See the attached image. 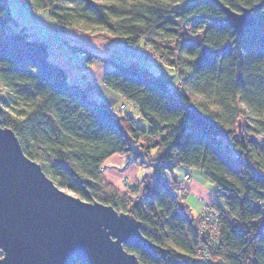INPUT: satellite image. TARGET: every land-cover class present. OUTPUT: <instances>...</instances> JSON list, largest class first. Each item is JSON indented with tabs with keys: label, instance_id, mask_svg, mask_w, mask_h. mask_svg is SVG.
Returning <instances> with one entry per match:
<instances>
[{
	"label": "trees",
	"instance_id": "16d2710c",
	"mask_svg": "<svg viewBox=\"0 0 264 264\" xmlns=\"http://www.w3.org/2000/svg\"><path fill=\"white\" fill-rule=\"evenodd\" d=\"M27 1L63 29L115 37L134 49L151 44L176 66L185 87L179 96L169 94V78L151 75L144 60L115 64L104 84L149 125L139 127L134 116L119 111L122 104L97 103L71 84L48 59L47 43L32 39L9 0H0L1 119L25 154L59 187L140 220L143 235L157 248H125L143 264H195L204 245L215 264H264V144L254 138L264 135V6L256 25L238 36L213 0ZM262 1L220 0L236 11ZM182 26L201 32L200 39L188 40ZM70 48L85 56L84 65L101 59ZM114 155H134L141 166L148 159L154 187L146 175L129 192L119 191L103 176ZM179 169L201 172L216 188L217 246L198 238V216L187 203ZM140 186L144 201L132 204ZM68 264L87 263L75 256Z\"/></svg>",
	"mask_w": 264,
	"mask_h": 264
},
{
	"label": "water",
	"instance_id": "95a60500",
	"mask_svg": "<svg viewBox=\"0 0 264 264\" xmlns=\"http://www.w3.org/2000/svg\"><path fill=\"white\" fill-rule=\"evenodd\" d=\"M225 21L242 36L257 23L264 1L240 11L220 0ZM0 106V264H143L126 244L157 245L143 235V223L113 206L88 202L59 187L29 158L15 132L3 126Z\"/></svg>",
	"mask_w": 264,
	"mask_h": 264
},
{
	"label": "crops",
	"instance_id": "0c3cea01",
	"mask_svg": "<svg viewBox=\"0 0 264 264\" xmlns=\"http://www.w3.org/2000/svg\"><path fill=\"white\" fill-rule=\"evenodd\" d=\"M9 4L14 18L21 26L26 27L31 32V38L47 43L49 49L48 59L66 71L71 84L83 89L97 103L118 108L125 102L121 95L104 84V74L113 69L115 64H123L124 66H130L133 63L143 64L139 49H133L114 38L90 36L72 28H65L59 32L54 27L56 24L49 15L36 11L30 3L24 0H9ZM70 46L85 48L101 59L78 68L73 61L67 59V51ZM94 81L97 82L96 85H92ZM129 111L135 118L139 117L137 109ZM131 111H135L136 114L134 115ZM106 167H108L109 175L112 176L110 180L113 182L116 179L123 178V176L132 175L136 177L140 170L135 165H126L125 158L119 155L112 156L107 161ZM176 172L178 178L188 173H191L193 177L202 174L196 170L186 169H179ZM186 187L189 190L188 199L192 193L198 196L200 201L201 198L215 199L214 194L207 192L199 183H196V180L189 181Z\"/></svg>",
	"mask_w": 264,
	"mask_h": 264
},
{
	"label": "rangeland",
	"instance_id": "374dc122",
	"mask_svg": "<svg viewBox=\"0 0 264 264\" xmlns=\"http://www.w3.org/2000/svg\"><path fill=\"white\" fill-rule=\"evenodd\" d=\"M24 1L28 2L27 0H24ZM54 27L59 32H61L62 29H63V28H60V26L57 25V24H56V26L54 25ZM181 32L183 34H185V36H186V38L188 40H191V41H198L200 39V37H201V34H202L201 32L194 33L192 31V29H190L189 26H182ZM88 35H90V36H99V37H105L106 36V35H98V34H88ZM113 38L116 39L115 37H113ZM171 44L173 45V43H171ZM68 49H70V47H68ZM139 51H140V54H141L143 60L144 59L147 60V57L150 56L152 58V63H155V62L162 63L163 62V64H164L163 68L165 70V73L179 79V73H178V69L176 68V66L175 65H170L169 63H167L165 61L166 60L165 55L160 53V51H156L151 44H143L139 48ZM83 59H84L83 66H85L84 65L85 64V56L83 57ZM78 68H81V67H78ZM154 72L155 73H151V75H157V74L160 73L159 70H155ZM180 82L182 83V87L184 88L185 86H184L183 82L181 80H180ZM131 109H134V108L132 106H130V107H128V109H122V107L120 106L119 111L124 115L126 113L130 114L129 110H131ZM131 112L134 113V115L136 114L135 111L134 112L131 111ZM136 119H137V125L139 127L146 128V129L149 127L148 123L145 120H143L141 117H137ZM239 122H240L239 124H243V119H240ZM237 132H238V134H237L238 137H240V135L242 134V133H240L241 132V128ZM254 138L258 142H260L261 144H264V135L256 136ZM137 147H138V149L140 151L143 150V148H141L139 145H137ZM122 158H125L126 165L132 164L133 166L135 165L136 168H140V170L137 173L138 175L136 177H133L132 175L131 176H123V178H120L118 180L116 179L114 181L115 182L114 183L113 181L110 180L112 176L109 175V170H107L108 167H106V163H107L106 162L105 163V168H104V171H103V176H104V178L107 181L112 182L119 189V191H121V192L123 191L124 192L125 190H127V192H129L130 191L129 190L130 186H132V185L135 186L136 183H139L140 180H143V178L145 179L146 178L145 176L147 175L148 178H146V180H147L148 184L151 187H154V172H155V168H153L151 166V163L149 162L148 159H146L145 165L141 166L139 164V162H135L134 155H132V157H130V159H127L126 157H122ZM179 180H180V183H181V187H183V188H185L187 190H188V188L186 187L187 183L189 181L196 180V183H199L200 186L203 187L207 192H212L214 194V196H215L214 200L201 198V201H200L199 197L192 193L191 196L189 197V199L187 198V203L190 206V208L192 209V215L194 217L198 216L197 228L200 226L201 218L204 216V209H202V206H201L203 202L209 203V205H208L210 207L209 209L212 210L213 212L215 211L219 215L217 204L216 205L212 204L214 202L216 203L218 195H217L215 186L212 184V182L209 179H207L202 174L196 175V176L193 177L191 173H188V174H186L183 177L182 176L179 177ZM64 190L66 192L72 194V195H75L74 192H72V191H69L67 189H64ZM188 192H189V190H188ZM184 193L186 194L187 192L185 191ZM143 196H144L143 186H140L139 190L137 191V194L135 196H132V199H131L132 200V204H137V203L142 204L143 201H144V199H143L144 197ZM219 202L223 203L222 198L219 199ZM205 209H208V207H205ZM212 230H214V227L212 228ZM198 238H200V240L202 241V236L198 235ZM208 242L211 243L213 246H217L218 245L215 241H212L210 238L208 239ZM200 249L203 251V255L207 254L208 256H211L210 250L205 245L204 246H200Z\"/></svg>",
	"mask_w": 264,
	"mask_h": 264
},
{
	"label": "built area",
	"instance_id": "2783aa9c",
	"mask_svg": "<svg viewBox=\"0 0 264 264\" xmlns=\"http://www.w3.org/2000/svg\"><path fill=\"white\" fill-rule=\"evenodd\" d=\"M61 28V27H60ZM31 33V32H29ZM67 59L71 60L75 63L77 67H82L83 66V55L81 54L80 51L75 50V49H68L67 51ZM148 56V55H147ZM86 60V58H85ZM144 65L145 67L149 70L154 72L155 70H159V74H161L163 77L169 78L168 85H167V91L169 94H174L179 96L181 93L184 92V88L182 87V83L178 78H175L171 75H168L165 73V70L163 68L164 64L162 63H152V58L150 56L147 57V60L144 59ZM97 82H92V85H96ZM133 105L130 103L127 104H122L121 107L122 109H128ZM236 156H240L238 152H236ZM216 205V203H212ZM261 208L264 211V199L260 202ZM209 203H202V209H204V216L201 218L200 221V226L197 228V231L202 238L208 240L209 238L212 241H215L216 243L220 240L221 238V222L219 215L214 211L210 210L209 208ZM205 207H208V209H205ZM214 227V230L212 228ZM195 264H215L214 260L212 259L211 256H208L207 254L203 255V251L199 249L198 251V256L195 259Z\"/></svg>",
	"mask_w": 264,
	"mask_h": 264
},
{
	"label": "bare ground",
	"instance_id": "6f19581e",
	"mask_svg": "<svg viewBox=\"0 0 264 264\" xmlns=\"http://www.w3.org/2000/svg\"><path fill=\"white\" fill-rule=\"evenodd\" d=\"M166 62H167V59L165 60ZM168 63V62H167ZM220 250V247L219 248H217L215 251H219ZM2 256V252L0 251V257ZM213 258V257H212Z\"/></svg>",
	"mask_w": 264,
	"mask_h": 264
},
{
	"label": "snow or ice",
	"instance_id": "6c2138e0",
	"mask_svg": "<svg viewBox=\"0 0 264 264\" xmlns=\"http://www.w3.org/2000/svg\"><path fill=\"white\" fill-rule=\"evenodd\" d=\"M189 59L195 60L196 57L195 56H191V57H189Z\"/></svg>",
	"mask_w": 264,
	"mask_h": 264
}]
</instances>
